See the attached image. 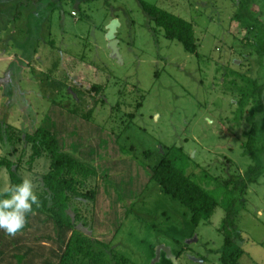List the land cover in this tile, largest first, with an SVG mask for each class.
<instances>
[{"label": "rangeland", "instance_id": "obj_1", "mask_svg": "<svg viewBox=\"0 0 264 264\" xmlns=\"http://www.w3.org/2000/svg\"><path fill=\"white\" fill-rule=\"evenodd\" d=\"M108 1L15 0L0 12V120L13 126L12 140L0 131V156L18 164L40 200L17 235L0 230V264H53L61 254L41 203L51 161L43 155L31 162L25 139L39 126L98 172L78 187L95 197L74 195L69 210L77 229L101 242L97 248L106 243L135 264H220L224 207L195 223L149 171L176 145L190 154L191 171L232 181L253 163L244 146L253 122L264 158V109L254 115L249 104L237 112L247 76L257 77L255 45L233 18L239 0H146L194 23L198 54L167 39L138 0ZM114 18L120 58L106 38ZM94 85L102 87L91 91ZM9 185L4 167L0 190ZM239 207L240 262L264 264V214L257 215L264 212V171L247 183Z\"/></svg>", "mask_w": 264, "mask_h": 264}, {"label": "trees", "instance_id": "obj_2", "mask_svg": "<svg viewBox=\"0 0 264 264\" xmlns=\"http://www.w3.org/2000/svg\"><path fill=\"white\" fill-rule=\"evenodd\" d=\"M138 1L156 27L163 30L167 39L178 40L188 52L198 54L199 41L193 22L157 4L146 0ZM106 3L109 4V1L106 0ZM233 18L238 21L240 29L248 33L246 39L254 37L255 51L261 58L264 57V12L260 0H239ZM246 82L247 85L240 91L237 112L241 115L247 105L251 104L249 110L255 115L264 109V82L248 76ZM101 87L94 85L91 91L98 92ZM141 104V102L138 104L139 107ZM12 129V125H4L0 120V131L7 134V139L12 140L10 135ZM256 129V122H253L244 144L245 152L250 155L253 163L244 174L232 181L220 182L206 170L199 174L191 171L190 154L184 147L176 145L169 147L160 161L149 171L150 178L159 184L166 195L180 201L190 211L195 223L211 219L218 205L224 207L225 215L220 227L224 236L220 264H241L240 259L244 253L241 242L245 237L237 224L239 200L246 191L247 183L264 171V158L259 151V144L263 138L256 135ZM3 135L0 136L2 139ZM25 139L32 147L31 162L43 155H48L51 161L48 172L43 175L44 194L41 196V203L43 209L50 213L58 231L61 254L59 260L53 264H135L128 257L108 247L106 243L102 242L105 248H97L96 243L101 242L78 230L69 212L74 195L95 197L96 192L82 194L78 187L90 177L97 176V170L64 151L59 145L57 134L47 127L39 126L34 131L27 132ZM146 154L150 155L151 151H147ZM4 167L9 171L10 185L22 182L24 178L14 160L0 156V173ZM211 185H216L223 193L220 194L219 189L211 188ZM35 209L38 208L33 205V210Z\"/></svg>", "mask_w": 264, "mask_h": 264}, {"label": "clouds", "instance_id": "obj_3", "mask_svg": "<svg viewBox=\"0 0 264 264\" xmlns=\"http://www.w3.org/2000/svg\"><path fill=\"white\" fill-rule=\"evenodd\" d=\"M0 230L14 237L28 223L29 214H35L33 205L40 207L39 196L34 191L31 179H23L21 183L9 185L0 192ZM264 212H257L262 215Z\"/></svg>", "mask_w": 264, "mask_h": 264}, {"label": "water", "instance_id": "obj_4", "mask_svg": "<svg viewBox=\"0 0 264 264\" xmlns=\"http://www.w3.org/2000/svg\"><path fill=\"white\" fill-rule=\"evenodd\" d=\"M120 26V21L118 18H114L111 20V22L108 24L107 26V34H106V38L108 40V45H109V48L111 50V54L113 56H116L118 58L121 57L120 55V51H119V46H118V43H119V39L117 37V32H118V28ZM197 239V238H196ZM165 250L168 252L169 255H171L172 259L174 261H176V258L175 256L172 254L170 248L168 247H165ZM160 253V249L158 250V254Z\"/></svg>", "mask_w": 264, "mask_h": 264}, {"label": "crops", "instance_id": "obj_5", "mask_svg": "<svg viewBox=\"0 0 264 264\" xmlns=\"http://www.w3.org/2000/svg\"><path fill=\"white\" fill-rule=\"evenodd\" d=\"M12 1H15V0H0V12L3 11L5 4L12 3ZM17 1L22 2L23 0H17ZM26 1L32 2L33 0L32 1L26 0ZM260 3H261V8L263 9V12H264V0H260ZM0 35H3V34L1 33ZM251 40H252V43L255 44V39L253 36ZM253 54H254L253 57H255L254 62H253V71L254 73H257L256 79H259L261 82H264V57L261 58L260 55L256 51H254Z\"/></svg>", "mask_w": 264, "mask_h": 264}]
</instances>
